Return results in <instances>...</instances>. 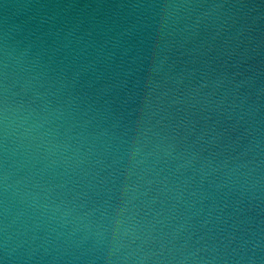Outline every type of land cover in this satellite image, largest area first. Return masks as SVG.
<instances>
[{"label": "water", "instance_id": "water-1", "mask_svg": "<svg viewBox=\"0 0 264 264\" xmlns=\"http://www.w3.org/2000/svg\"><path fill=\"white\" fill-rule=\"evenodd\" d=\"M5 76L65 146L13 180L73 211L13 255L0 232L2 264H109L98 226L132 212L149 264H264V0H0V103Z\"/></svg>", "mask_w": 264, "mask_h": 264}, {"label": "clouds", "instance_id": "clouds-1", "mask_svg": "<svg viewBox=\"0 0 264 264\" xmlns=\"http://www.w3.org/2000/svg\"><path fill=\"white\" fill-rule=\"evenodd\" d=\"M2 93L4 99L0 103V138L5 168L0 175V189L3 192V224L0 232L3 233L6 255H13L27 242L30 221L66 225L71 222L73 210L64 202L57 204L51 198L47 184L35 179L40 174L39 171L31 177L13 180L8 167L10 163L17 169L30 164H40L43 165L42 170L46 171L61 162L65 146L56 143L51 129L46 127L53 116L47 108L36 112L10 102L7 76ZM10 201H17L21 207L13 212ZM137 215L138 213L132 212L127 217H122L117 213L108 217L105 224L98 226V246L105 250V254L99 259L108 261L109 264L113 257L119 260V264H149L153 254L144 253L142 247H132L142 239L144 231ZM154 264L161 262L155 261ZM179 264L186 262L180 261Z\"/></svg>", "mask_w": 264, "mask_h": 264}]
</instances>
